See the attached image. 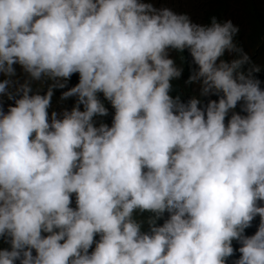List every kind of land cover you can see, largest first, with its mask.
Returning a JSON list of instances; mask_svg holds the SVG:
<instances>
[{"label":"clouds","instance_id":"obj_1","mask_svg":"<svg viewBox=\"0 0 264 264\" xmlns=\"http://www.w3.org/2000/svg\"><path fill=\"white\" fill-rule=\"evenodd\" d=\"M209 20L150 0H0V99L14 100L0 109V264H228L234 251L232 264H264L260 68L243 70L230 19ZM73 73L71 109L49 113ZM105 100L110 125L94 119Z\"/></svg>","mask_w":264,"mask_h":264},{"label":"rangeland","instance_id":"obj_2","mask_svg":"<svg viewBox=\"0 0 264 264\" xmlns=\"http://www.w3.org/2000/svg\"><path fill=\"white\" fill-rule=\"evenodd\" d=\"M150 2L157 8L168 7L177 13H185L189 16L192 22L198 24L210 23V17L213 15L215 16L216 14H209L214 10H219L221 22L230 19L232 23L237 26L238 31L233 36V41L249 56V61L244 65L243 70L258 65L260 70L253 72V75L261 81L260 87L264 88V24L258 19V15L264 7V0H150ZM168 54L178 65L175 50H170ZM234 55V53H229L226 50L221 58L228 61L231 60ZM14 67L16 68L15 78L22 81L26 74L22 71L20 65L15 64ZM196 67L197 65L192 62L191 58L192 70ZM2 78L3 76L0 75V79ZM186 79L187 76H184L183 80L185 81ZM77 82L78 73H73L68 78L64 88L53 89V96L51 97L50 107L48 109L49 113H51L53 109L58 113L63 108L71 109L76 98L72 96L65 100H60V93ZM48 83H51V81H45L43 86L39 88L41 94L47 89ZM39 85V81H33V91L37 90ZM188 85L190 86L184 87V92L189 93L191 96H199V83H190ZM200 99H204L205 103H207L208 99H217V95L213 93L209 96L200 97ZM13 103L14 100L4 97L3 99H0V109L6 111L7 106ZM235 110H239V102ZM230 114L231 113H229V115ZM225 119L227 120V117ZM0 239L5 242L3 238Z\"/></svg>","mask_w":264,"mask_h":264},{"label":"trees","instance_id":"obj_3","mask_svg":"<svg viewBox=\"0 0 264 264\" xmlns=\"http://www.w3.org/2000/svg\"><path fill=\"white\" fill-rule=\"evenodd\" d=\"M211 14L220 15V12H219V10H214V11H212L209 15H211ZM258 19H259V21H260L261 23L264 24V7H263V10H261L260 14L258 15ZM263 36H264V34H263ZM180 55H181V53L177 54V57H178L179 60H180ZM182 55H183V54H182ZM183 57H184L183 62H181V60H180V62L182 63L184 69H185L188 73H190V70H191L190 63H189L188 61L185 60V55H183ZM171 83H172V85H173L172 90H171V94H172V95H176L177 93H179V94H180V98H181L182 101H187V100L191 97V95H190L189 93L184 92V87H185V86H190V85H185V84H183V83H181V82H178L177 84L174 83V82H171ZM98 96H99L101 99H103V95H102V93H98ZM201 101H202L204 104H206V103H205V100H201ZM104 103H105V106H106V107L108 108V110H109L108 113H107V115L102 116V117H101V116H97V117H95L94 119H95V121H99V122L102 120L103 122H105V123H109V125H110V124H111V119H112V115H113L114 109L112 108V106L110 105V103H109L107 100H105ZM198 106H199V105H198ZM81 107H82V105H81ZM238 111H241V109L239 108ZM166 216H167V213H165V217H166ZM258 221H259V217L257 216V217H255V218L253 219L252 224H251L248 228L245 229V233H246V234H251V233H253V232L255 231V229H256V226H257V224H258ZM162 222H163V218H161V219L158 221V223H162ZM143 227H144V228H147V225L145 224V225H143ZM5 246L7 247V244H6L5 242H3V241L0 239V247H5ZM238 247H239L238 242L233 241V248L236 249V248H238ZM237 256H239V253L234 251L233 257H229V258H228V264H232V260H233V258H234V257H237Z\"/></svg>","mask_w":264,"mask_h":264}]
</instances>
